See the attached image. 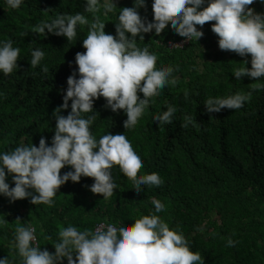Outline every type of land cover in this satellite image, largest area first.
I'll list each match as a JSON object with an SVG mask.
<instances>
[{"label": "trees", "instance_id": "obj_1", "mask_svg": "<svg viewBox=\"0 0 264 264\" xmlns=\"http://www.w3.org/2000/svg\"><path fill=\"white\" fill-rule=\"evenodd\" d=\"M114 2V11L105 16L101 7L96 16L106 24V34L115 36L120 8L132 7L134 0ZM152 2L146 0V7L138 10L148 21L153 19ZM84 7L85 0H24L19 9H10L0 0V40L11 39L13 46L21 49L18 70L7 76L0 73V152L14 150L22 142L38 147L42 137L50 146L56 125L53 112L63 103L67 78L77 68L76 54L86 51L83 40L89 25L78 26L77 38L72 41L50 33L39 35L31 29L60 14L79 12L93 22ZM249 7L264 13L259 0ZM212 23L197 26L204 32L199 41L193 39L173 49L169 42L185 39L170 23L159 35L153 30L144 34V41L137 37L139 47H148L157 55L158 68H174L172 77L177 83L166 85L152 98L134 129L124 128L126 114L106 108L103 97L95 100L93 112L83 114L85 118L95 116L90 130L97 139L109 132L124 133L143 158L138 175L159 173L163 184L158 188L141 186L142 191L137 192L133 181L114 165L110 171L117 189L108 199L89 190L94 180L88 177L62 185L52 207L34 205L30 197L10 202L0 196V258L19 264L12 244L17 226H33L34 244L54 253L61 229L94 230L101 223L132 225L155 211L151 200L156 198L165 204V210L156 215L171 229H179L205 264H264V89L253 91L251 100L238 110L208 113L204 105L208 96L252 91L264 78H235L233 69L245 59L251 68V56L220 50ZM37 48L45 52V58L32 68L31 52ZM45 65L47 73L42 71ZM138 94L142 98V93ZM169 105L177 108L173 123L159 127L152 117ZM70 110L61 114L67 116ZM185 116L193 118L188 128L181 126ZM69 170L65 166L61 174ZM7 182L14 187L11 176ZM228 238L235 246H227ZM63 264H67L66 258Z\"/></svg>", "mask_w": 264, "mask_h": 264}, {"label": "clouds", "instance_id": "obj_2", "mask_svg": "<svg viewBox=\"0 0 264 264\" xmlns=\"http://www.w3.org/2000/svg\"><path fill=\"white\" fill-rule=\"evenodd\" d=\"M5 2L8 8L19 9L24 0ZM255 2L153 0V19L148 21L138 11L146 7V0H134L132 7L120 8L114 36L106 34V24L96 16L101 7L105 16L114 11L117 8L114 0H103V3L85 0V12L92 14L93 22L89 23V19L78 12L75 15L60 14L50 22L43 21L33 27V33L43 36L50 33L72 41L77 38L78 26L89 25L83 40L86 51L76 54L77 68L67 78L63 103L53 112L56 125L50 146L42 137L38 147L22 142L14 150L0 152V196L10 202L30 197L34 205L52 207L62 185L88 177L94 180L89 190L108 199L117 189L110 171L114 165L133 181L137 192L142 191L141 186L160 187L164 181L159 173L138 175L144 161L124 133L109 132L97 139L90 130L95 116L85 118L83 114L93 112L95 100L103 97L106 108L112 112L123 110L126 114L125 129L136 127L152 98L166 85L177 83L172 77L174 68H158L157 55L148 47H139L137 37L144 41V34L153 30L159 35L169 23L176 34L191 42L193 39L199 41L204 35L198 25L202 28L206 22L214 21L211 30L218 36L220 50L232 51L241 57L251 56V68L247 67L249 61L245 59L242 66L233 69L235 78L249 77L255 81L264 78V13L249 7ZM259 2L264 4V0ZM20 53L21 49L14 47L11 39L0 40V73L7 76L18 70ZM44 58V51L32 50L31 67L39 66ZM42 71L47 73L49 69L45 65ZM261 89H264V83L255 85L248 92L225 97L208 96L204 105L208 113H219L225 108L238 110L251 100L253 91ZM138 93H142V98ZM69 107L67 116L62 115ZM176 111L175 106L169 105L166 111L154 115L152 121L158 122L159 127L171 124ZM192 123L193 118L185 116L181 126L188 128ZM65 166L71 170L61 174ZM8 176L14 187L7 182ZM151 203L155 211L136 219L132 225L99 224L94 230L84 231L74 226L61 229L54 253L34 244L36 229L33 226H17L12 244L19 264H63L65 258L67 264H205L201 254L191 250L179 229H171L156 215L165 210V204L156 198H152ZM227 246L233 247L235 242L228 238ZM0 264L15 262L5 257L0 258Z\"/></svg>", "mask_w": 264, "mask_h": 264}, {"label": "bare ground", "instance_id": "obj_3", "mask_svg": "<svg viewBox=\"0 0 264 264\" xmlns=\"http://www.w3.org/2000/svg\"><path fill=\"white\" fill-rule=\"evenodd\" d=\"M188 42V41H187ZM173 43V42H172ZM173 44H175V45H181V47L183 46V45H185V44H187V43H182V44H179V42H176V43H173ZM168 45V47H169V49H173V48H177V46H172V47H170L169 46V43L167 44ZM101 224H104V223H101Z\"/></svg>", "mask_w": 264, "mask_h": 264}, {"label": "built area", "instance_id": "obj_4", "mask_svg": "<svg viewBox=\"0 0 264 264\" xmlns=\"http://www.w3.org/2000/svg\"><path fill=\"white\" fill-rule=\"evenodd\" d=\"M186 40H183V41H180L179 44H182L184 43ZM169 46L172 47V46H175V44H173L172 42H169Z\"/></svg>", "mask_w": 264, "mask_h": 264}, {"label": "rangeland", "instance_id": "obj_5", "mask_svg": "<svg viewBox=\"0 0 264 264\" xmlns=\"http://www.w3.org/2000/svg\"><path fill=\"white\" fill-rule=\"evenodd\" d=\"M187 43V41L184 42V44Z\"/></svg>", "mask_w": 264, "mask_h": 264}]
</instances>
